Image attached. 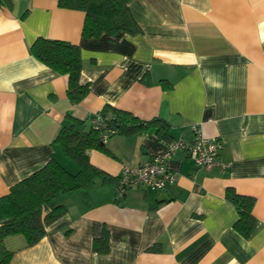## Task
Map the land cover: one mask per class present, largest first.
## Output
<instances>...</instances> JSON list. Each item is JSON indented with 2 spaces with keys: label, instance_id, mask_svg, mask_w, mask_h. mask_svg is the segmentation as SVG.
<instances>
[{
  "label": "crops",
  "instance_id": "0c3cea01",
  "mask_svg": "<svg viewBox=\"0 0 264 264\" xmlns=\"http://www.w3.org/2000/svg\"><path fill=\"white\" fill-rule=\"evenodd\" d=\"M128 8L140 32L98 39L82 36L83 12L55 0L0 8V197L51 158L76 172L55 137L67 115L89 119L107 104L168 122L171 142L191 141L190 127L200 125L222 142L228 168L206 170L182 153L167 163L175 183L163 191L119 195L99 178L60 194L54 204L66 213L39 243L4 238L11 264H264V0H131ZM38 37L80 48V82L90 91L79 104L68 101L66 77L31 55ZM168 144L151 127L110 138V155L88 156L118 178L122 166L161 155ZM227 188L255 198L248 239L233 228ZM103 228L109 251L99 254L93 241Z\"/></svg>",
  "mask_w": 264,
  "mask_h": 264
},
{
  "label": "trees",
  "instance_id": "16d2710c",
  "mask_svg": "<svg viewBox=\"0 0 264 264\" xmlns=\"http://www.w3.org/2000/svg\"><path fill=\"white\" fill-rule=\"evenodd\" d=\"M61 9L84 13L82 36L98 39L102 35L111 37L120 33L136 35L140 32L133 20L128 4L131 0H55ZM0 8L9 10L11 0H0ZM31 55L55 73L67 80L66 96L72 105L79 104L90 91L88 84L80 82L82 72L81 51L77 45L61 40L38 37L29 49ZM166 88L165 81H161ZM168 86V85H167ZM69 124L62 127L55 137L65 158L77 168L70 172L59 161L51 158L44 166L12 187L0 197V264H11L13 253L3 244L5 237L21 234L29 247L39 243L45 236L47 226L66 213L63 205H55L60 194L89 188L97 179L104 184H116L113 178L91 164L88 151L96 150L107 155L110 152L103 136L108 140L114 136L129 137L148 128H155L158 139L169 143L170 125L162 119L141 121L129 112L111 105L89 119L67 115ZM98 119L97 125L93 120ZM173 142V141H172ZM225 197L237 211L238 219L233 228L245 239L254 233L257 222L252 215L255 198L225 190ZM93 251L106 254L109 251V233L103 228L93 241Z\"/></svg>",
  "mask_w": 264,
  "mask_h": 264
},
{
  "label": "built area",
  "instance_id": "2783aa9c",
  "mask_svg": "<svg viewBox=\"0 0 264 264\" xmlns=\"http://www.w3.org/2000/svg\"><path fill=\"white\" fill-rule=\"evenodd\" d=\"M98 122L99 120L95 119L92 123L97 125ZM190 130L193 134L191 141L178 139L169 143L166 151L161 155L152 156L148 161L134 167L122 166L115 185L116 193L125 195L134 189L159 192L172 186L175 183V175L168 168L167 163L177 154H185L197 167L206 170L214 168L226 170L228 166L219 159L222 142L219 139L206 137L198 124L192 125ZM107 141V136H103V142L107 143Z\"/></svg>",
  "mask_w": 264,
  "mask_h": 264
}]
</instances>
